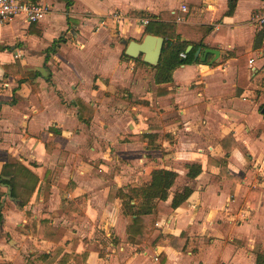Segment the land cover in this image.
Segmentation results:
<instances>
[{
  "label": "crops",
  "instance_id": "1",
  "mask_svg": "<svg viewBox=\"0 0 264 264\" xmlns=\"http://www.w3.org/2000/svg\"><path fill=\"white\" fill-rule=\"evenodd\" d=\"M35 1L48 8L43 21L0 25V264H256L264 34L250 20L264 0H236L230 15L228 0ZM145 19L174 23L188 47L201 45L170 84H156L142 56L123 57L147 35ZM206 49L219 52L214 63L210 54L201 62ZM8 162L37 182L4 175ZM155 170L177 174L166 206L174 192L192 193L171 214L143 218L150 235L131 240L120 192Z\"/></svg>",
  "mask_w": 264,
  "mask_h": 264
},
{
  "label": "trees",
  "instance_id": "2",
  "mask_svg": "<svg viewBox=\"0 0 264 264\" xmlns=\"http://www.w3.org/2000/svg\"><path fill=\"white\" fill-rule=\"evenodd\" d=\"M35 1V0H34ZM236 0H228V12L227 15L232 14ZM70 5V2H68ZM144 34L159 36L164 39L161 55L157 66L154 67L155 75L154 82L156 84H170L172 82V73L180 66L192 65L197 63L194 60V54L198 46H194L189 53H185L186 48L190 44L187 41H182L180 35L178 34V28L174 23H165L156 20H150L148 25L143 29ZM61 41V40H60ZM57 42H54L52 47L49 49L54 50ZM185 54V58H181L180 54ZM125 59H129L123 54ZM139 61V60H137ZM140 64L145 65V63L139 61ZM24 75V74H23ZM30 75H34L31 73ZM171 91L165 90L162 92L163 96L169 95ZM227 140H231V136L226 137ZM229 155V152L226 153ZM11 171L18 172L19 174L26 176L28 180H34L36 183L37 179L30 175V173L20 166L19 164H13L8 162L4 166V175L9 176L7 169ZM189 173L188 177L193 179L200 173V168L195 165L188 166ZM30 175V178H28ZM222 177L227 176L226 174V162L221 160V173ZM177 178V174L172 171L167 170H155L147 178V182L142 187L130 188L127 192H120V198L122 199L123 213L125 216L129 217L131 224L129 226L130 239H136L144 241L148 238L152 231L151 224L144 222L143 218L151 216L153 213H163L166 215L171 214L175 211L181 204L187 201L190 197L192 191L191 189L185 187L180 192H174L170 205L166 206L165 203L169 198L170 189L174 185ZM13 181L3 182L4 185H8L12 190V197H15ZM33 183V184H34ZM253 194H257L253 192ZM258 195V194H257ZM135 201V204L131 205L130 202ZM2 221V215L0 212V224ZM29 223L33 224L31 217L29 216ZM47 222H44L40 226V231L46 226ZM33 229V227H32ZM39 233V232H38ZM40 234H38L39 237ZM182 238L178 239V242ZM256 254V264H264V253Z\"/></svg>",
  "mask_w": 264,
  "mask_h": 264
},
{
  "label": "built area",
  "instance_id": "3",
  "mask_svg": "<svg viewBox=\"0 0 264 264\" xmlns=\"http://www.w3.org/2000/svg\"><path fill=\"white\" fill-rule=\"evenodd\" d=\"M48 8L45 4L34 0H0V25L6 24L14 18L23 17L28 24H38L46 18ZM186 12V8H181ZM117 18L116 15H112ZM179 22V20H178ZM149 20H141V24L146 26ZM251 25L257 32L264 34V12L256 14L250 20ZM185 58V54H180ZM259 58L264 60V43L259 50ZM254 59L248 60V67L251 69Z\"/></svg>",
  "mask_w": 264,
  "mask_h": 264
},
{
  "label": "water",
  "instance_id": "4",
  "mask_svg": "<svg viewBox=\"0 0 264 264\" xmlns=\"http://www.w3.org/2000/svg\"><path fill=\"white\" fill-rule=\"evenodd\" d=\"M164 39L159 36H153V35H145L141 42H136V41H130L125 48L124 54L129 57L132 60L137 59L139 56H142V61L149 67H155L157 66L162 47H163ZM191 47H187L185 50V53L187 54ZM200 54V50H197L195 53V58H197ZM207 54L213 55V63L215 60L219 57V52L216 50L212 49H206L201 57V62L205 61V58ZM261 114L264 115V106L261 110ZM5 179V178H1ZM8 197L11 199L10 196V189L8 188Z\"/></svg>",
  "mask_w": 264,
  "mask_h": 264
},
{
  "label": "rangeland",
  "instance_id": "5",
  "mask_svg": "<svg viewBox=\"0 0 264 264\" xmlns=\"http://www.w3.org/2000/svg\"><path fill=\"white\" fill-rule=\"evenodd\" d=\"M0 51H1V50H0ZM6 55H9V53L6 52ZM149 74H150V72H149ZM9 206H11V205H9ZM258 252H260V253H264V249H263L262 244H261V247H260V245H256L255 253H258Z\"/></svg>",
  "mask_w": 264,
  "mask_h": 264
}]
</instances>
